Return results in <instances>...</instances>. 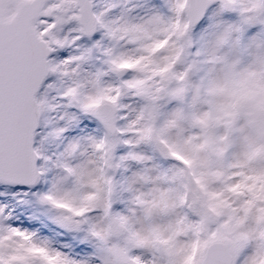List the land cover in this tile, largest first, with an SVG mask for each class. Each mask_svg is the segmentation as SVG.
<instances>
[{
  "label": "snow or ice",
  "instance_id": "snow-or-ice-1",
  "mask_svg": "<svg viewBox=\"0 0 264 264\" xmlns=\"http://www.w3.org/2000/svg\"><path fill=\"white\" fill-rule=\"evenodd\" d=\"M0 264H264V0H0Z\"/></svg>",
  "mask_w": 264,
  "mask_h": 264
}]
</instances>
